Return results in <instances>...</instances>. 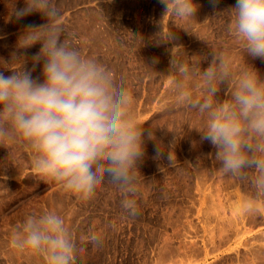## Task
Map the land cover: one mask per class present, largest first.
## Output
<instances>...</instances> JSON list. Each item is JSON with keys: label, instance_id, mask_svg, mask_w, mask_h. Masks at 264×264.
I'll use <instances>...</instances> for the list:
<instances>
[{"label": "rangeland", "instance_id": "rangeland-1", "mask_svg": "<svg viewBox=\"0 0 264 264\" xmlns=\"http://www.w3.org/2000/svg\"><path fill=\"white\" fill-rule=\"evenodd\" d=\"M195 2L196 17L178 19L162 17L159 0H52L68 42L130 91L131 112L151 128L154 140L146 139L137 172L135 217L122 207L125 194L107 178L93 198L80 199L39 175L28 147L0 141V264H46L42 256L12 247L11 238L26 218L48 212L64 219L76 264H264V195L250 181L219 170L215 149L201 142L207 117L177 103L172 81L178 74L168 75L174 45L173 54L191 70L187 87L194 97L201 95L198 69L207 67L210 52H226L234 76L251 64L264 78V61L246 57L229 32L227 8L236 0H220L216 9L209 0ZM23 3L0 0V70L8 75L24 67L36 77L43 62L34 64L32 57L41 45L17 52L21 24L10 21ZM44 22L33 14L22 23ZM172 33L177 39L167 43ZM219 98L231 97L222 89ZM92 234L102 242H91Z\"/></svg>", "mask_w": 264, "mask_h": 264}, {"label": "clouds", "instance_id": "clouds-1", "mask_svg": "<svg viewBox=\"0 0 264 264\" xmlns=\"http://www.w3.org/2000/svg\"><path fill=\"white\" fill-rule=\"evenodd\" d=\"M209 2L213 9L220 4V0ZM159 3L162 17L171 14L178 19L196 17L200 7L195 0ZM227 9L232 13L229 32L242 43L246 57L264 61V0H236ZM33 14L45 22L22 23ZM60 17L52 0H24L23 7L12 11L10 21L21 24L17 52L39 43L32 61L43 65L36 77L24 67L8 75L0 70V141L28 147L35 171L80 199L93 198L107 178L125 194L122 207L135 217L137 172L145 141L154 140V134L131 112L130 91L116 85L103 65L84 58L68 42ZM176 39L172 33L167 43ZM172 49L168 75L178 74L172 81L177 103L207 117L199 132L201 142L215 149L223 174L250 181L256 194L264 195V78L251 64L234 76L226 52L212 51L205 60L207 67L198 69L201 95L194 97L187 87L191 70ZM222 89L230 100H220ZM155 152V158L163 154L159 144ZM167 160L173 163L171 152ZM90 241L102 242L96 234ZM11 245L42 256L46 264H76L75 242L64 219L54 212L26 218L13 230Z\"/></svg>", "mask_w": 264, "mask_h": 264}]
</instances>
